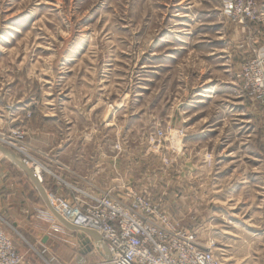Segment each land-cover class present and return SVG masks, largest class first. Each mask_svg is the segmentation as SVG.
<instances>
[{"label": "rangeland", "instance_id": "obj_1", "mask_svg": "<svg viewBox=\"0 0 264 264\" xmlns=\"http://www.w3.org/2000/svg\"><path fill=\"white\" fill-rule=\"evenodd\" d=\"M226 2L0 0V138L16 141L46 193L67 201V190L49 188L54 179L44 182V171L53 174L39 163L54 139L67 140L70 115L60 111L89 108L92 138L118 137L126 149L145 142L154 130L149 120L156 129L172 122L168 128L185 137L167 157L190 144L208 153L210 190L223 201L206 213L211 224L200 238L223 264H264V105L241 82L246 63L264 53V0H252L258 21L248 25L225 13ZM15 112L22 113L13 125ZM86 167L79 162L78 175ZM23 181L32 215L54 219L30 179ZM35 224L48 230L41 219ZM0 226L21 257L32 254L22 229L3 215Z\"/></svg>", "mask_w": 264, "mask_h": 264}, {"label": "crops", "instance_id": "obj_2", "mask_svg": "<svg viewBox=\"0 0 264 264\" xmlns=\"http://www.w3.org/2000/svg\"><path fill=\"white\" fill-rule=\"evenodd\" d=\"M65 112L70 115L68 119H63L68 133L67 140L54 139L52 151L40 153L39 158L40 165L52 171L53 176L44 171L42 178L47 185L50 179H54L56 185L51 184L49 188H53L56 194L67 190L69 196L66 198L72 201L73 197L82 198L84 193L98 198L104 191L111 190L114 197L123 198L127 190L134 189L157 204L169 218L177 219L184 229L199 236L207 230L212 216L207 217L206 213L216 212L213 211L215 205L223 202L220 196L213 198L217 191L210 190L214 179H211V163L206 158L208 153L204 154V150L194 151L189 148L193 146L190 144L184 146V155L170 156L171 164L165 166L159 156L146 150L144 141L134 148L126 149L118 137L114 141L93 139L92 133L86 131L89 108L83 109V112L64 108L59 115H64ZM20 113L22 112L10 114V123L16 125ZM114 116L111 117L112 120L115 119ZM77 118L84 120L83 128L76 126ZM45 121L42 117L41 126ZM150 121L148 129L159 128L155 127L157 123ZM136 123L137 121L131 124ZM172 124L170 122L161 127L165 129ZM107 125L111 126L113 122ZM60 135L58 134L59 137ZM115 144L119 146V150L114 149ZM262 161L264 163V158ZM79 162L87 164L85 172L80 175L77 173ZM24 177L26 181L29 179L8 158L0 155V215L17 229L23 230L32 253L26 258L22 256L24 263L103 264L106 253L93 238L80 231L67 230L43 213H40V217L32 215L30 210L33 205L26 192L28 186L23 181ZM23 191L26 192L24 196ZM227 199L235 201L233 197ZM39 219L47 223L48 230L41 231L40 227H36L35 223ZM52 229L56 231L53 232Z\"/></svg>", "mask_w": 264, "mask_h": 264}, {"label": "built area", "instance_id": "obj_3", "mask_svg": "<svg viewBox=\"0 0 264 264\" xmlns=\"http://www.w3.org/2000/svg\"><path fill=\"white\" fill-rule=\"evenodd\" d=\"M226 1V14L235 12L240 15V23L244 21L243 16L245 22L249 21L247 25L257 23L252 0ZM237 5H240L239 10ZM241 82L244 90L257 95L264 105V53L246 63ZM184 137L181 129H154L145 136L146 150L155 155L164 154L162 162L169 165L171 158L167 154L180 151ZM5 138L1 137L0 143L21 157L23 150L12 143L17 142ZM114 149L119 150V146L115 144ZM206 158L210 160V156ZM21 159L39 179L34 170L36 165ZM50 197L68 223L95 231L100 236L108 254V260L103 264H223L211 251V241L184 229L177 219L169 218L157 204L137 190H127L123 198L114 197L111 190L104 191L98 198L84 193L82 198L73 197L72 201ZM0 264H25L1 228Z\"/></svg>", "mask_w": 264, "mask_h": 264}, {"label": "water", "instance_id": "obj_4", "mask_svg": "<svg viewBox=\"0 0 264 264\" xmlns=\"http://www.w3.org/2000/svg\"><path fill=\"white\" fill-rule=\"evenodd\" d=\"M0 155L4 156L6 158H8L13 164H15L20 170H22L30 179V181L32 182V185L34 186V188L36 189V191L40 194V196L42 197V200L44 201L47 209L49 210V212L52 214V216L54 217V219L64 228H66L67 230L70 231H80L83 232L85 234H87L88 236H90L91 238H93L98 245H100L105 253H106V261L108 260V254L105 248L104 243L101 241L100 236L92 230H88V229H84V228H78L75 227L73 225H71L70 223H68L64 218H62V216L58 215L49 205L48 203V199L46 197V191L42 185V181L39 180L36 177V174L34 173V171L28 167L21 159V157L15 153L14 151H12L11 149H9L8 147L4 146L3 144L0 143Z\"/></svg>", "mask_w": 264, "mask_h": 264}, {"label": "bare ground", "instance_id": "obj_5", "mask_svg": "<svg viewBox=\"0 0 264 264\" xmlns=\"http://www.w3.org/2000/svg\"><path fill=\"white\" fill-rule=\"evenodd\" d=\"M35 170V172L38 174V176H39V179H40V175H39V169L38 168H36V169H34ZM41 180V179H40ZM46 197H47V201H48V203H49V205L51 206V208L58 214V215H62V213H61V209H60V207H58L57 205H55V201H53V199L50 197V195H48V194H46ZM63 216V215H62Z\"/></svg>", "mask_w": 264, "mask_h": 264}]
</instances>
